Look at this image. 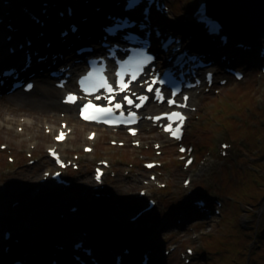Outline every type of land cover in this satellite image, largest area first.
Segmentation results:
<instances>
[{
  "label": "rangeland",
  "instance_id": "1",
  "mask_svg": "<svg viewBox=\"0 0 264 264\" xmlns=\"http://www.w3.org/2000/svg\"><path fill=\"white\" fill-rule=\"evenodd\" d=\"M169 2L172 13L166 21L167 26L180 29L181 25H184L188 30L185 32L201 38L203 35L201 28L195 25L193 18L199 0ZM82 5L88 9V13H93L94 5L91 8L85 6L84 2ZM57 10L55 15L58 13ZM237 42L238 40L234 39L231 46H235ZM205 43L210 45L205 47L206 49L214 55L217 54L210 40L201 38L197 45ZM253 46L255 47L251 52L237 53L238 50L234 52L238 57L233 64L244 67L246 71L244 80L236 81L231 78L224 86L216 85L217 88L214 89H217V92L214 89L203 90L195 96L193 103L199 109L191 114L183 142L187 144L192 142L195 145L197 161L195 160L193 166L187 170L182 167L183 161L178 159L180 154L177 151L178 144L148 124H143L137 138L129 137L127 144L120 146L112 145L111 141L124 142L122 131L81 123L76 117L73 120L66 117V121L73 128V133L66 144L60 145V151L66 159H73L74 154L80 155L78 162L81 167L76 170L72 166L65 172L67 179L73 182L70 188L57 186L53 180L46 184L41 183L45 172L57 168L46 151L53 141L52 137L56 130L47 133L50 124L46 123L51 122L31 110L15 109L6 97H0V145H9V149L0 150V204H5L7 208L0 218V227L5 228L4 222L8 221L10 214L28 211L33 207L34 220L41 218L48 221L62 212L69 214L74 202L85 207L80 215L88 218L89 225L97 221L100 224L107 217L114 221L118 219L128 221L135 211L146 205L147 198L138 197L139 191L146 189L147 197L157 198L159 207L145 215L135 226L152 229L145 245L153 254L151 264H180L184 261L181 254L186 253L188 247L195 250L189 264H264V73L261 69L264 60L253 62V56L259 57L264 40L259 39ZM219 55L220 53L217 54L218 58ZM216 69H219V73L223 72L218 65ZM62 114L65 112L60 108L58 124L63 118ZM26 118L34 122L30 130L26 127L27 124H24ZM7 124H10V127ZM19 127L23 128L24 132H19L17 130ZM89 131H97L98 139L94 141L95 151L86 154L83 146L93 144L87 139ZM28 135H35L36 138L30 140ZM42 135L50 137V142ZM134 139L141 140L142 145L134 146L132 144ZM226 140L232 142L231 149L228 150L233 155L223 157L218 151L209 157L201 168L199 161L206 150L215 149L218 142ZM153 141L162 144L161 155L155 154ZM32 143L36 148L31 147ZM28 153H32L33 156L29 157ZM9 156L15 158L14 162L9 161ZM30 159L36 163L31 164ZM102 159L109 160L111 167L103 183L104 196L95 198L94 186L97 184L94 179V166ZM148 160L161 161L163 165L148 171L143 164ZM153 174L157 176L156 180L150 178ZM188 176H191L193 181L190 187L186 188L183 182ZM48 179H51V176ZM160 184H166V187L161 188ZM193 189L198 192H209V202L213 204L216 198L223 202L222 213L213 216L210 224L207 222L195 224L197 223L194 222L197 221L195 218L203 217L200 213L197 215L191 213L192 216H189L183 225L177 222L182 217L177 218L179 214L174 209L182 199L185 200L184 193ZM17 194L21 195L20 204L15 210H11V200ZM42 194L51 198L43 199L44 203H40L42 204L40 206L36 200L44 196ZM187 206L196 209L193 203H188ZM91 212H95L96 215ZM164 217H167L168 223L173 224L165 227L161 225L158 230L157 227ZM32 222L31 218L24 221V228L22 225L18 226L22 228L19 230L22 235L31 236L29 234L38 232L36 228L39 227L32 225ZM208 226L211 228L207 231ZM74 237L71 235L68 237L71 247L76 239ZM1 239H4V232H0ZM13 240L15 237L12 243ZM27 241L19 242L15 249L13 247L16 260L29 256L34 248L27 245ZM18 246L21 248L16 252ZM4 250L5 246H2L1 251ZM109 252V255L105 256L114 262L115 255L111 254L110 250ZM142 256L136 254L131 258L137 260L136 264H140ZM1 260L0 257V262Z\"/></svg>",
  "mask_w": 264,
  "mask_h": 264
},
{
  "label": "bare ground",
  "instance_id": "2",
  "mask_svg": "<svg viewBox=\"0 0 264 264\" xmlns=\"http://www.w3.org/2000/svg\"><path fill=\"white\" fill-rule=\"evenodd\" d=\"M35 1V0H34ZM84 0H52L51 4H55L52 5L48 8L47 14L50 15L49 18H46V15H43V17H45V20L47 22L45 27L40 26L39 24H35V21L31 19L29 13H27L24 8L22 6L24 5H17L16 0L12 1L9 4L6 5H1L0 6V16L4 17L5 20H8L7 24H12L13 26L19 28V30L15 33L10 31L9 29H7L6 27V23H0V68L4 65V64H10L12 62H14V60L16 58H21V60H24L25 58V50L28 49V47H24V49L22 50H18L17 51V55L15 56H10L7 55L6 52V48L9 47L11 45V42H7L6 41V36L9 34H13L15 37V40L17 39L18 42L22 41L24 39L25 36L29 35V37H31V39H33L34 41V49L40 51V54H46L49 53L51 54L52 52L54 53H59V52H67L69 53L68 55H66L67 57L72 54L76 48V45L82 43V42H90L92 43L94 39H88V33L91 34H95L96 38H99L103 33L101 31V25L103 22H107L106 19V14L105 11L107 12V10H113V6L114 0L112 1H108L109 3L104 4V5H100L102 7L101 11H97V12H93L91 15L88 14L89 17L92 18V20L86 22L81 21L79 24L82 26L83 30L77 34H70V36H68L66 39L61 38L58 34L57 28L61 29L64 26H67V24H69L72 21H75V17L74 18H69V17H65L64 19L61 17H57L55 15L56 10L58 8H61L62 6H67L69 4H74L75 7L78 9V11L84 9V6L82 5ZM26 3H29V1H27ZM22 4V3H21ZM26 8L29 9L30 12H34L39 14V12H41V10L44 8V6L41 3H33L32 0H30V4L25 5ZM24 6V7H25ZM52 19H55L54 21ZM59 21V24L53 25V29L51 28L52 24H54L55 22ZM57 26V27H56ZM180 30L177 32L179 35H189L187 29H185L184 25H181ZM41 31L45 32L44 36H38L39 33ZM57 31V32H56ZM78 34L81 35V37H78ZM94 38V37H93ZM189 38V37H188ZM192 42L194 41L195 44H197L198 40L196 38H191ZM46 41H50L52 42V45H50L51 47H46ZM188 39L186 41H183L184 44L186 45H190L193 46V43H187ZM201 41V40H200ZM199 41V42H200ZM69 46H72L71 49H69ZM212 46V44H211ZM229 47V46H228ZM218 49V48H217ZM226 50H228L229 55V59H231L232 62H236L233 61V52L231 49L226 48ZM196 53L197 51H192V53ZM239 52H244L243 50H238L237 53ZM238 57V55H237ZM67 58L65 59H59V62H63V65H65V61ZM253 60L254 63H258L260 61H262V59H260L257 56H253ZM226 62H223V64H225ZM53 65L52 63V59L51 56L48 58L47 61L45 62H41L40 64H38V67H46L47 65ZM57 65V64H56ZM47 70V67H46ZM34 70L30 69L28 71H26L24 74L25 75H29L31 74ZM38 76H43V73L40 74V72L37 73ZM36 88V90H35ZM37 88L38 92H41V95L37 96V95H33V92H37ZM63 90H60V88L58 89L57 87H55L54 82L53 81H49L48 84L46 85H40L37 79V83L36 86L34 87V90L30 93V94H25L22 92H18L17 94H13L10 96H7V100L12 103V105L15 107V109H20V110H31V112H36L38 113L39 117L45 118L48 122L51 123H46V124H51L50 128H52V130L55 129H59L58 128V114H57V110L58 109H65L68 113V117L71 118L73 120V118H75V107H71V106H64L60 103V98L58 99V95L62 92ZM64 92V91H63ZM195 98V97H194ZM193 98V100H194ZM192 106L195 105L191 104ZM77 118V116H76ZM78 119V118H77ZM21 120V119H20ZM79 120V119H78ZM23 121V120H22ZM81 121V120H79ZM27 124V128L30 130L31 128H33L32 126H34V122L32 121V119L30 118H26L25 119V123ZM10 127V124H7ZM71 127V126H70ZM140 133V132H139ZM42 137L44 139H46L48 142H50V137H44L42 135ZM35 139V135L34 136H30L28 137V139ZM71 138V137H70ZM69 137L67 138L66 141H64L62 143V145H64L65 143H67V141L70 139ZM98 139V137L96 138ZM95 139V140H96ZM33 144V143H32ZM31 144V145H32ZM55 143H53L54 145ZM52 145V146H53ZM50 146V147H52ZM9 147V146H8ZM223 206V205H222ZM156 208V206L152 209L154 210ZM222 208V207H221ZM189 210H193V209H189ZM1 212H3L1 210ZM186 215H189L187 213H185ZM221 214V212L219 213V215ZM12 226L15 228V230L17 231V233H19V228L18 226H20L19 224H12ZM166 226V225H165ZM164 226V227H165ZM210 226L207 227V231L210 230ZM0 232H4V228L0 227ZM41 238V237H39ZM27 241V245L33 247L31 253H29V256L26 257L27 263L30 264H48V261L54 258H60L61 261L64 262H69L70 264H74L76 263V260L74 259L73 255L74 253H78L77 251L74 250L73 247H71L70 245V240L69 238H51V239H39L38 237H29L28 239H25V242ZM7 241L4 239L0 240V257L2 258L0 264H11L15 254L13 251V247L14 249L16 248L17 244H12L11 249L9 250V252H2L1 248L2 246L8 244ZM57 243H60L61 245H65V248L63 250L60 249V247H56ZM21 247L18 246V249L16 252H19V249ZM109 250L98 247L97 248V255L98 257L101 256L105 259H108L105 254L109 255ZM195 255V253H194ZM105 262V261H104ZM90 264H93L92 262ZM108 264V263H107ZM130 264H132L130 262Z\"/></svg>",
  "mask_w": 264,
  "mask_h": 264
},
{
  "label": "water",
  "instance_id": "3",
  "mask_svg": "<svg viewBox=\"0 0 264 264\" xmlns=\"http://www.w3.org/2000/svg\"><path fill=\"white\" fill-rule=\"evenodd\" d=\"M208 11L220 20L224 27L233 35L248 40L264 37V0H208ZM14 215L8 218L10 225L17 223L18 217H30L33 221L32 225L37 227L43 226L47 229L59 223L56 222L57 217H52L48 221H43L41 218L34 220L33 216L26 211L14 213ZM80 228L86 230L87 226L83 225ZM98 228V231L108 245L114 247L124 243L128 248H135L132 239L129 237L125 239L121 238V236L124 237L126 235L127 230L118 221L107 219ZM62 229L75 231L73 228L68 227Z\"/></svg>",
  "mask_w": 264,
  "mask_h": 264
},
{
  "label": "snow or ice",
  "instance_id": "4",
  "mask_svg": "<svg viewBox=\"0 0 264 264\" xmlns=\"http://www.w3.org/2000/svg\"><path fill=\"white\" fill-rule=\"evenodd\" d=\"M136 2H137V0H130V6H134ZM94 75H95L94 73H89L87 76H85L84 78H82V79L79 81V83H80L81 85H84L88 80L92 79ZM117 75L119 76L120 73H117ZM155 82H160V81H155ZM99 86H100V87H108L107 84H106V79H105V78L100 77V79H99ZM28 87L30 88L31 85H29ZM149 91H152V88H151V87L149 88ZM157 97L159 98V93H157ZM125 99H128V98L125 97ZM139 99H140L141 101H143L145 98H144V97H139ZM184 99L186 100L187 97L185 96ZM66 102H72V103H74L75 100H74V98L70 95V96L67 98ZM170 102H174V101H170ZM128 103H129V104H132L133 101L128 100ZM180 106H181V107H184L185 105L181 104ZM117 107H119V105H117ZM173 116L177 117L181 122H182L183 119H184V117H183L182 115H180L179 113H171V114H169V118H171V117H173ZM177 131H178V129H177ZM173 135H176V132H173ZM177 138H179V137H177ZM225 147H227V146H225ZM182 151H183V149H182ZM97 178H99V177H97Z\"/></svg>",
  "mask_w": 264,
  "mask_h": 264
}]
</instances>
